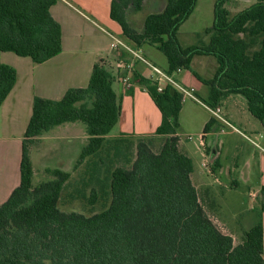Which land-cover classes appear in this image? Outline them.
Here are the masks:
<instances>
[{"label": "trees", "instance_id": "1", "mask_svg": "<svg viewBox=\"0 0 264 264\" xmlns=\"http://www.w3.org/2000/svg\"><path fill=\"white\" fill-rule=\"evenodd\" d=\"M144 1L112 0L111 18L120 24L124 36L137 45H156L168 59V74L191 70L209 86V106L217 107L230 94L244 96L248 110L264 127V0L233 16L226 8L228 0H216L214 23L206 30L209 41L190 46L181 44L178 33L198 0H167L164 11L149 14L144 31L139 32L128 22L127 12L142 10ZM57 2L0 0V51L31 57L35 63L61 53L62 27L50 11ZM196 55L216 58L218 68L212 78L192 69ZM132 76L160 108L163 118L156 134L166 138L158 152L152 147L154 138L132 140L129 146H136V154L131 167L97 164L93 177L97 176L101 186L105 183L112 201L92 215L60 209L70 172L47 169L53 178L33 185L30 147L52 127L82 121L89 143L77 165L98 156L102 149L110 155L112 147L119 157L124 142L106 138L121 113L114 76L98 62L87 87L69 88L59 100L35 97L23 141L21 182L0 204V264H264L261 220L246 233L243 243L235 245L201 203L191 177L192 158L179 147L182 94L173 92L171 85L159 91L157 81L136 71ZM16 80V69L1 63L0 106ZM261 194L264 197V186Z\"/></svg>", "mask_w": 264, "mask_h": 264}, {"label": "crops", "instance_id": "2", "mask_svg": "<svg viewBox=\"0 0 264 264\" xmlns=\"http://www.w3.org/2000/svg\"><path fill=\"white\" fill-rule=\"evenodd\" d=\"M246 1L251 0H232V10L227 3L226 8L233 16L239 9L234 6L248 4L246 6L249 7L255 3L254 0ZM111 2L112 0H58L50 11L62 27V51L43 63H35L31 57L19 56L12 51H0V64H9L17 71L16 83L0 106V204L9 198L21 182L23 141L33 114L35 97L59 100L69 88L87 87L93 67L98 62H102L112 72L113 88L121 104L118 122L106 138H154V145L166 138L156 134L163 115L146 87L133 81L132 75L131 87L121 80L128 72L120 65L128 64L134 58L122 43L139 50L151 63L165 71L169 66L168 59L163 58L162 51L156 45L149 42L137 45L126 38L120 24L111 18ZM215 2L216 0H198L195 10L179 29L178 35L183 46L194 45L201 39L200 42L209 41L210 35L206 30L214 23ZM166 6L167 0H145L142 10L128 9V22L134 29L143 32L147 16L164 11ZM195 64L201 71L194 69ZM191 65L203 77L210 72V68H215V72L218 68L216 58L211 55H196ZM135 71L146 78L151 75V70L142 61H136L131 74ZM173 77L180 84L193 88L197 98L186 97L182 100L178 121L179 147L192 158L194 170L191 177L199 194L208 190L216 210H219L225 191L237 187L243 181L250 188L249 196L252 200L259 194L263 204L264 127L251 115L244 96L230 94L221 100L220 115L227 121L225 122L215 117L209 105L202 101L209 99V86L191 70L182 69L174 73ZM162 83L166 84L165 81ZM212 118L215 120L211 129L204 132ZM82 123L65 122L36 137L30 147V158L33 149L45 166L41 170L52 168L49 166V159L53 160L54 168L66 171L69 158V164L74 168L75 160L80 158L83 148L89 143L87 126ZM11 150L13 168L8 163L6 153ZM86 161L88 159L84 162ZM73 168L66 172H74L78 167ZM36 172L34 169V174ZM73 177L71 173L65 188L75 182ZM251 188H255L254 191ZM257 213L264 228V211L261 209ZM212 214L216 218L215 213ZM209 216L214 221L210 214ZM234 234L235 232H230L229 235L233 237Z\"/></svg>", "mask_w": 264, "mask_h": 264}, {"label": "rangeland", "instance_id": "3", "mask_svg": "<svg viewBox=\"0 0 264 264\" xmlns=\"http://www.w3.org/2000/svg\"><path fill=\"white\" fill-rule=\"evenodd\" d=\"M231 2L232 0H228L227 5L232 10ZM254 2H256V0H254ZM246 5L248 4H245L244 6H234L236 8H239L236 12L245 9L247 7ZM200 41L198 40V42H195V44L200 43ZM161 54L163 58H167L165 57V54L163 52ZM213 58L215 57L213 56ZM194 69H198L196 67V64ZM214 74L215 68L212 67V69L210 68V72L206 75L205 78H212ZM202 101H204L205 103L207 102L203 99ZM217 107H219V105ZM255 120H257V122L260 121L257 118H255ZM120 139L124 143H122L123 147H121L122 152L118 154L120 155L119 157L117 156L118 151L115 150L114 147H112L110 155H108V150L102 149L98 153V156L92 157L91 159L82 164L77 165L78 160L76 159L77 161L75 160L76 165L74 166V168L72 164H69V158L67 159V167H65L66 171L67 169H76L77 167L78 168L74 170V172H71L74 175L73 178L75 182L69 184L62 192L59 201V207L61 210L66 212L77 211L85 215H92L94 213L101 212L110 206L112 201V194L110 190L108 189V191H105V183L102 182L103 186H101L99 179L96 178L97 176H93L94 172H98L96 171L97 164L102 163V165H109L111 167H114L117 164L124 165L126 167L132 166L134 159V148L133 146H129V144L132 140H135V138L131 136H122L120 137ZM112 143L114 142L112 141ZM162 144L163 141L161 140L157 141L155 145L153 144L152 147L154 151H160ZM6 153L8 154V163L10 164L11 168H13L11 163L13 161L12 150L10 152L7 151ZM31 158L33 161L34 169L37 171L33 177L34 186H37L41 182L53 178V176L47 171V169L41 170L44 169L45 166L43 162H40L39 156L33 149H31ZM100 158H104V160L101 162ZM49 160L51 161L49 166L54 168L55 166H53L52 163L53 160ZM101 177L103 176L101 175ZM93 188L96 189L95 196L92 193ZM249 190L250 188L243 181H241L240 184L235 188H228L225 191L224 198L222 199V201H220L222 207L219 210H216L215 202L211 198L208 190L200 192L201 203L204 205L208 214H210L214 218L215 224L228 234H230V232H235L233 236L235 245H238L245 241L247 231H249L252 226L259 220L257 212L261 210L263 201L259 198V194H256L253 197L255 199L252 200V198L249 196ZM93 197H96L95 201L91 202V199ZM212 212L215 213L216 218L213 216Z\"/></svg>", "mask_w": 264, "mask_h": 264}, {"label": "built area", "instance_id": "4", "mask_svg": "<svg viewBox=\"0 0 264 264\" xmlns=\"http://www.w3.org/2000/svg\"><path fill=\"white\" fill-rule=\"evenodd\" d=\"M122 44L124 45V47L128 51H130L133 54V57H134L133 60H131L128 64L122 63L120 65L122 68H125L127 70V72L129 73V74L127 73L126 75H124L121 78V80L126 84V86L131 87L133 85V83L131 82V76L130 75H132L131 73L134 70V68L136 67V61H142L151 70V75H149V78L154 80V81H157L159 83V85H158L159 91L164 90L166 85H171L175 90H177L178 92H180L182 94L183 99L186 97H192V98L197 99L196 96L194 95V89L193 88H188V87L180 84L178 81H176L174 79L173 74H168L161 67L151 63L147 58H145L143 56V54L139 50L132 49L126 43H122ZM162 81H165L166 84L164 85L162 83ZM209 108L215 117H218V118H221L222 120H224L220 115V112H221L220 107L214 108V107L209 106ZM224 121L227 122L226 120H224Z\"/></svg>", "mask_w": 264, "mask_h": 264}, {"label": "water", "instance_id": "5", "mask_svg": "<svg viewBox=\"0 0 264 264\" xmlns=\"http://www.w3.org/2000/svg\"><path fill=\"white\" fill-rule=\"evenodd\" d=\"M172 91L174 92V91H175V89L173 88V89H172Z\"/></svg>", "mask_w": 264, "mask_h": 264}]
</instances>
